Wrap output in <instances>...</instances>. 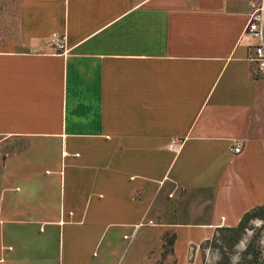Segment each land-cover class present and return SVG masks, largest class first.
<instances>
[{
  "label": "crops",
  "instance_id": "obj_1",
  "mask_svg": "<svg viewBox=\"0 0 264 264\" xmlns=\"http://www.w3.org/2000/svg\"><path fill=\"white\" fill-rule=\"evenodd\" d=\"M248 4L0 0V264H204L264 204Z\"/></svg>",
  "mask_w": 264,
  "mask_h": 264
},
{
  "label": "trees",
  "instance_id": "obj_2",
  "mask_svg": "<svg viewBox=\"0 0 264 264\" xmlns=\"http://www.w3.org/2000/svg\"><path fill=\"white\" fill-rule=\"evenodd\" d=\"M261 78L264 76L254 77ZM254 220H257L264 224V204L259 207H254L247 213H245L237 226L232 228H218L213 235L212 239L205 244H203L202 249L209 246L210 248H215L219 252V257L214 264H264V254L261 248L258 251H254V243L250 239L245 247V249L238 253L236 260H232L230 257L235 253L234 249L236 245L241 241V238L246 234L248 229V224ZM162 251L161 260L154 264H165L164 259L172 254L173 244H174V234L165 233L162 238ZM206 264V262H204Z\"/></svg>",
  "mask_w": 264,
  "mask_h": 264
},
{
  "label": "built area",
  "instance_id": "obj_3",
  "mask_svg": "<svg viewBox=\"0 0 264 264\" xmlns=\"http://www.w3.org/2000/svg\"><path fill=\"white\" fill-rule=\"evenodd\" d=\"M248 14L246 21L245 33L250 36L254 43L248 48V58L252 63V76H264V0H247ZM53 45L59 49H65L63 42L59 37L53 34ZM179 143L176 141L169 144V149L178 150ZM234 154L241 152V145L236 143L231 147Z\"/></svg>",
  "mask_w": 264,
  "mask_h": 264
},
{
  "label": "rangeland",
  "instance_id": "obj_4",
  "mask_svg": "<svg viewBox=\"0 0 264 264\" xmlns=\"http://www.w3.org/2000/svg\"><path fill=\"white\" fill-rule=\"evenodd\" d=\"M250 239L253 241L255 245L253 250L257 252L258 248H261L264 254V224H262L257 220H254L248 224V229L246 231V234L241 238V241H239V243L236 245L234 249L235 253H233V255L230 256L233 261L236 260V258L238 257V253H241L245 249ZM109 247H110L109 241L106 238L102 249H99L97 253H104V255H106L108 253L107 249ZM205 247L206 248L203 252L204 262H206V264H214L219 257L218 254L219 251L215 248H210L209 246H205ZM92 255L93 254H91V256ZM97 255L98 254H96L94 257L96 258Z\"/></svg>",
  "mask_w": 264,
  "mask_h": 264
}]
</instances>
